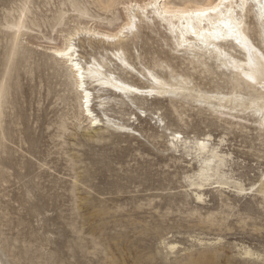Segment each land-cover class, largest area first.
Instances as JSON below:
<instances>
[{
	"label": "rangeland",
	"instance_id": "rangeland-1",
	"mask_svg": "<svg viewBox=\"0 0 264 264\" xmlns=\"http://www.w3.org/2000/svg\"><path fill=\"white\" fill-rule=\"evenodd\" d=\"M73 1L105 15L100 0H0V264H261L264 135L198 108L182 123L167 100L151 99L116 108L126 132L90 129L65 63L47 50L78 26L100 27ZM25 2L30 28L16 41L7 25ZM140 31L126 50L138 68L172 58L162 29ZM77 42L84 60L106 57L99 42ZM176 130L224 137L229 171L247 190L207 185L198 200L187 179L197 164L169 148Z\"/></svg>",
	"mask_w": 264,
	"mask_h": 264
},
{
	"label": "bare ground",
	"instance_id": "bare-ground-1",
	"mask_svg": "<svg viewBox=\"0 0 264 264\" xmlns=\"http://www.w3.org/2000/svg\"><path fill=\"white\" fill-rule=\"evenodd\" d=\"M125 2L143 6L148 0H100V8L105 11V15H95L89 11V7L73 1L72 5L79 17H96L101 21L100 27L78 26L68 31L60 44L55 43L47 49L52 56L65 63L80 99L81 115L89 120L90 129L106 127L126 132L131 128L130 124L119 123L116 121L117 117L111 116L116 108L124 105L131 107L130 102L151 99L157 102L167 100L182 123L183 114L198 108L200 111H209L216 121L224 122L228 128L239 127L238 129L243 130L253 126L260 136L264 135V82L259 79L258 71L249 67V56L251 55L254 63L259 64L261 50L264 48V41L261 40L264 25L261 24V10L257 0H246L247 4L253 6L239 11L232 10L231 16L229 8H225L222 12L209 13L207 17L200 18L195 13L208 11L210 6L217 5L218 0H161L170 15L165 16L161 11L157 16L149 10L147 19L142 14L137 15L134 30L121 35L122 30L132 25L130 9L122 6ZM235 2L239 3V0ZM29 11L27 2L23 3L18 18L7 25L12 29L16 41L30 28L26 20ZM122 14L125 18L118 22ZM64 16L62 11L56 24L61 23ZM238 19L240 26L233 31L224 27L229 22L236 25ZM140 27L162 29L163 37L172 44V58L157 59L149 65L144 64L142 69L138 68L127 56L126 50L135 48L136 43L132 45L130 41H136L140 36ZM210 32L220 33L221 38L207 36ZM201 34L205 35L206 42L200 41ZM82 37L87 38L89 44L92 41L99 42L106 57L99 60L93 56L90 60H84L77 44V40H82ZM69 47L71 51L68 50ZM59 52H65L66 55L59 56ZM174 57L181 58L180 63H172ZM77 64L84 74L82 90L76 87V81L80 77ZM89 65L94 77L89 75ZM148 73L152 75L149 76ZM136 74L138 77H145L147 84L138 85L134 79ZM248 75L256 83L248 79ZM153 77L160 84H156ZM149 92L153 95H148ZM84 93H88L87 97ZM96 106L101 114L95 113ZM138 107L145 110V107ZM160 110L158 107L155 113ZM170 134L169 148L174 149L176 154L182 152L191 156L197 164V168L191 175H187V179L195 188L198 200H204L207 185L234 187L240 192L247 190L234 177L233 171H229L231 155L221 149L224 137L215 139L212 133H207L191 138L179 130ZM258 191L264 195V181ZM169 246L173 248L176 244L171 243ZM245 251L248 255H255L252 250Z\"/></svg>",
	"mask_w": 264,
	"mask_h": 264
},
{
	"label": "snow or ice",
	"instance_id": "snow-or-ice-1",
	"mask_svg": "<svg viewBox=\"0 0 264 264\" xmlns=\"http://www.w3.org/2000/svg\"><path fill=\"white\" fill-rule=\"evenodd\" d=\"M257 2L259 3V7H260V19H261V24L264 25V0H257ZM121 5H117V7H120ZM123 7L130 9V15L132 17V25L125 30H122L121 35H123L125 32L127 31H132L135 28V20H136V16L137 15H143L144 19H147V15H148V11L151 10L152 13H155V15L159 16L161 11L164 12L165 16L170 15L169 12H167L165 10V8L167 7L165 4L161 3V0H148V2L146 4H144L143 6L139 5V4H135V3H128L125 2L123 5ZM253 5H249L247 4L246 0H239V3H236L235 0H218V3L215 7H209L208 11H198L195 13V16L197 18L200 17H207L209 15V13H219L222 12L225 8H229V15H232V10H243L245 7H252ZM189 15V14H186ZM190 18V15H189ZM240 26L239 24V19L237 20V24L233 25L231 22L227 23L224 25L225 28H227L230 32L233 31L235 28H238ZM194 35L196 34L195 32L193 33ZM207 36L209 37H214V38H221L220 33H213L210 32L207 34ZM71 39H74L71 38ZM201 42H206L205 41V35L201 34L199 37ZM261 40L264 41V33L261 34ZM237 43H239V41H237ZM69 51H71V47H69L68 49ZM217 51H219V49H217ZM252 51H255V49H252ZM13 55H15V53L13 52ZM57 55L59 56H65L66 53L65 52H59L57 53ZM6 62L7 63H11V58H6ZM249 67L251 69H254L256 71H258L259 73V79L264 82V48H262L261 50V55H260V62L259 64H256L253 62L251 55L249 56ZM77 71L80 72V77L79 80L76 81V87L79 89H83L84 88V74L80 69V65L77 64L76 65ZM89 75L90 76H95L94 73L91 72V65H89ZM149 76H151V73H148ZM73 78L75 79V74H73ZM153 79L155 80V78L153 77ZM248 79L252 80L253 83H256V80H254L252 78L251 75H248ZM156 84H160V81L155 80ZM131 91H136V89H131ZM4 88L2 85H0V103H2L3 98H4ZM85 97H87L88 93H84ZM148 95H153V93L149 92ZM85 104H87V100L85 99ZM262 115H264V113H262ZM9 264H11V262H9ZM261 264H264V260H261Z\"/></svg>",
	"mask_w": 264,
	"mask_h": 264
}]
</instances>
